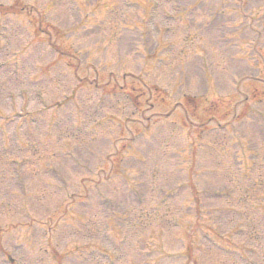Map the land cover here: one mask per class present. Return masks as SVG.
Returning a JSON list of instances; mask_svg holds the SVG:
<instances>
[{"label": "rangeland", "instance_id": "1", "mask_svg": "<svg viewBox=\"0 0 264 264\" xmlns=\"http://www.w3.org/2000/svg\"><path fill=\"white\" fill-rule=\"evenodd\" d=\"M146 1L153 23L179 7L213 20L144 29ZM0 5L21 11L0 15V264H264V0ZM116 206H135L122 242Z\"/></svg>", "mask_w": 264, "mask_h": 264}]
</instances>
